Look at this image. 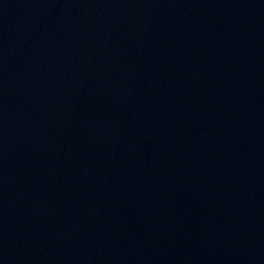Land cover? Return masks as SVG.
<instances>
[{
	"label": "water",
	"instance_id": "1",
	"mask_svg": "<svg viewBox=\"0 0 264 264\" xmlns=\"http://www.w3.org/2000/svg\"><path fill=\"white\" fill-rule=\"evenodd\" d=\"M0 264H264V0H0Z\"/></svg>",
	"mask_w": 264,
	"mask_h": 264
}]
</instances>
